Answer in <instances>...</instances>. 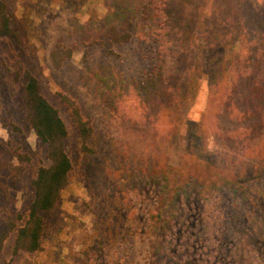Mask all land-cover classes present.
<instances>
[{"label":"rangeland","instance_id":"rangeland-1","mask_svg":"<svg viewBox=\"0 0 264 264\" xmlns=\"http://www.w3.org/2000/svg\"><path fill=\"white\" fill-rule=\"evenodd\" d=\"M2 1L18 38L0 37V239L9 233L0 264H236L232 251L245 237L233 217L240 207L248 222L252 201L264 192V176L249 181L248 201L243 195L233 200L228 192L212 201L194 194L181 209L189 226L179 221L166 236L152 226L160 190L146 173L165 160L174 164L188 148L174 140L175 128L198 122L208 103L207 78L199 76L197 96L174 122L158 104L167 99L157 16L166 0H152L146 14L136 12V0ZM126 35L129 41L120 39ZM58 49L72 52L61 67L52 59ZM26 72L67 127L65 150L73 170L59 206L44 216L43 250L15 255L17 232L10 224L28 215L35 200L32 181L39 168L51 165L27 120ZM63 96L92 125L94 154L81 151ZM207 145L210 151L221 147L212 139ZM206 226L212 227L211 240ZM250 249L249 264H264V241Z\"/></svg>","mask_w":264,"mask_h":264},{"label":"trees","instance_id":"trees-1","mask_svg":"<svg viewBox=\"0 0 264 264\" xmlns=\"http://www.w3.org/2000/svg\"><path fill=\"white\" fill-rule=\"evenodd\" d=\"M152 4V0L133 3L136 12L142 10L143 14ZM158 14L162 30L159 75L168 76L163 83V97L167 99L158 104L174 122L188 101L197 96V77L207 78L208 89V103L200 120H187L175 128L174 140L186 142L188 148L176 155L174 164L165 160L146 173L160 190L152 226L160 236H166L179 221L185 225L181 209L194 194L212 201L228 192L233 200L243 195L248 201L249 181L264 176V0H166ZM0 37L18 38L2 0ZM120 39L127 42L130 35ZM71 55L70 50L58 49L52 59L61 67ZM26 79L27 120L46 146L51 165L39 168L32 181L35 200L28 215L20 217L21 224H10L17 232L15 255L43 250L44 216L59 206L73 170L65 150L69 134L59 111L42 95L39 81L31 73L26 72ZM62 98L71 109L81 151L94 154L90 145L92 125L74 101ZM210 139L219 142L223 150L217 145L210 151ZM251 208L248 222L240 207L233 217L245 237V242L241 238L243 245L235 243L232 251L233 260L238 256L236 264L253 263L250 248L256 246L257 240L264 241V192L260 200L252 201ZM206 231V239L211 240L212 227L206 226ZM8 236L6 232L0 239V252ZM239 240L236 237L235 242ZM4 264L15 263L10 259Z\"/></svg>","mask_w":264,"mask_h":264}]
</instances>
